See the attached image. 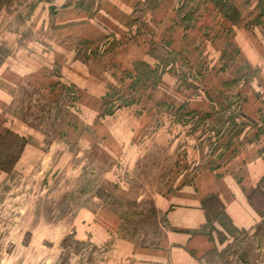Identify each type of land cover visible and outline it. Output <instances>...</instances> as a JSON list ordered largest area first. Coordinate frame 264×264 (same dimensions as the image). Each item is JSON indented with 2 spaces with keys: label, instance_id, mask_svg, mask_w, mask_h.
Wrapping results in <instances>:
<instances>
[{
  "label": "rangeland",
  "instance_id": "obj_1",
  "mask_svg": "<svg viewBox=\"0 0 264 264\" xmlns=\"http://www.w3.org/2000/svg\"><path fill=\"white\" fill-rule=\"evenodd\" d=\"M7 132L0 264H135L168 230L155 197L264 167V0H0ZM209 206L198 264H264V217Z\"/></svg>",
  "mask_w": 264,
  "mask_h": 264
},
{
  "label": "crops",
  "instance_id": "obj_2",
  "mask_svg": "<svg viewBox=\"0 0 264 264\" xmlns=\"http://www.w3.org/2000/svg\"><path fill=\"white\" fill-rule=\"evenodd\" d=\"M232 164L220 174L200 172L193 182L154 198L155 209L165 216L168 230L158 246L133 249L139 256L135 264H198L197 259L213 248V241L203 231L208 222L203 204L212 196L236 228L248 229L261 220L248 197L264 176V167H251L247 161L241 179Z\"/></svg>",
  "mask_w": 264,
  "mask_h": 264
},
{
  "label": "trees",
  "instance_id": "obj_3",
  "mask_svg": "<svg viewBox=\"0 0 264 264\" xmlns=\"http://www.w3.org/2000/svg\"><path fill=\"white\" fill-rule=\"evenodd\" d=\"M25 146H26V141L13 133L7 132L5 134H0V170L5 173H10L17 165L19 159L21 158ZM263 186H264V178L261 181L260 185L248 197L249 204L262 218L264 217V211H263L262 203H259L258 200H260V198L264 200ZM211 201H214L218 209L225 214L226 218H228L225 213L223 205L214 196L206 200L203 204L204 209L207 211L208 218L210 212H212L211 207L209 206V203ZM67 242L68 239H65L63 244H66ZM65 263L66 261H63L61 264H65Z\"/></svg>",
  "mask_w": 264,
  "mask_h": 264
}]
</instances>
